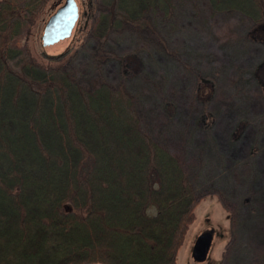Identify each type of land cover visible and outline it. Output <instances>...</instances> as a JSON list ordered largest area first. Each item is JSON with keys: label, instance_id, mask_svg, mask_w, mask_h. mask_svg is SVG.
I'll return each mask as SVG.
<instances>
[{"label": "trees", "instance_id": "1", "mask_svg": "<svg viewBox=\"0 0 264 264\" xmlns=\"http://www.w3.org/2000/svg\"><path fill=\"white\" fill-rule=\"evenodd\" d=\"M48 1L0 0V264H177L207 196L213 264H264V0H84L43 62L24 39ZM229 14L221 64L192 39Z\"/></svg>", "mask_w": 264, "mask_h": 264}, {"label": "rangeland", "instance_id": "2", "mask_svg": "<svg viewBox=\"0 0 264 264\" xmlns=\"http://www.w3.org/2000/svg\"><path fill=\"white\" fill-rule=\"evenodd\" d=\"M65 0H49L47 3L46 8L43 11V14L41 15V21L38 23L34 28L30 30V34L24 39V43L29 47L31 53L33 56H35L37 59L43 61V62H54L59 60L61 54L71 47V45L76 41V39L79 37V32L77 28H80L83 24V16L81 15L84 12V0H75L76 4L79 9V23L76 24L75 31L73 30V33L68 40L67 43L62 44L59 47L53 48V49H45L42 46L41 42V36L43 33V29L45 26V23L47 22L48 18L59 8L63 5ZM189 9V8H188ZM190 13H192V9H189ZM185 13H189L188 10L182 13V16L178 18L176 25L178 28L181 29L178 30L176 34L175 42L181 43L185 38V33L183 25L188 23V20L192 19L193 17H189L187 19V16H185ZM189 13V14H190ZM191 15V14H190ZM194 19L191 20V22ZM238 18L235 15H219L213 20V31L216 32V35L212 39H210L211 35L209 32V35H207L208 39L206 41H201L203 39L204 33H201L199 35H196L194 37L193 33V39L192 42L195 41V43L201 47H204V49L208 50L211 54H213L217 60H221V64H223L225 61V56L223 57V54L219 49V43L222 41V37L219 35H224V23L229 24L228 26L234 27L237 24ZM196 24L194 21L192 22ZM224 24V25H223ZM203 25L201 28H204ZM175 31V29L173 30ZM199 32V31H198ZM202 32V31H201ZM199 37V39H198ZM219 42V43H218ZM227 58V54H225ZM228 61V60H227ZM253 105L250 107V117H260L261 115V105L257 102H253ZM151 121L149 118L147 119ZM156 128L157 124H153ZM156 130V129H154ZM221 134H224V131L222 129H219ZM162 139V135H159ZM171 141L169 142L170 150L173 151L175 154H179L181 150V146L178 142L174 140V137H171ZM180 149V150H179ZM189 152V151H188ZM187 152V153H188ZM190 153V152H189ZM189 157V155H188ZM198 159L200 158V155L197 156ZM195 159V158H194ZM193 166V163H191ZM233 193H236V190L232 191ZM232 193V194H233ZM196 218L195 220L189 225L188 230L184 236L183 243L181 247L179 248L177 252L176 262L177 264H213L215 261H218L222 257V252L225 248V244L228 241L229 238V220H228V213L225 210V208L222 207L221 203L217 199L216 196H207L204 197L199 204L197 205L195 209ZM210 234L211 236V245L209 247V251L207 254L206 259L203 262H196L193 260L192 257V249L194 246V243L196 239L202 235V234Z\"/></svg>", "mask_w": 264, "mask_h": 264}, {"label": "water", "instance_id": "3", "mask_svg": "<svg viewBox=\"0 0 264 264\" xmlns=\"http://www.w3.org/2000/svg\"><path fill=\"white\" fill-rule=\"evenodd\" d=\"M79 18V9L75 0H65L45 23L41 36L42 46L53 49L65 44L70 39ZM211 244L210 234L200 235L193 246L192 257L196 262H203Z\"/></svg>", "mask_w": 264, "mask_h": 264}]
</instances>
